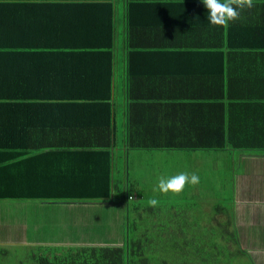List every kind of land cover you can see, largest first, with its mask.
<instances>
[{
  "label": "crops",
  "instance_id": "crops-1",
  "mask_svg": "<svg viewBox=\"0 0 264 264\" xmlns=\"http://www.w3.org/2000/svg\"><path fill=\"white\" fill-rule=\"evenodd\" d=\"M67 2L66 45L41 49L40 61L30 48L14 61L21 85L52 94L16 99L0 135V185L22 199H0V259H21V246L45 238L57 246L62 231L85 239L86 227L103 223L115 232L85 246L137 244L131 210L148 216L144 232L172 227L151 238L156 250L189 245L175 259H195L202 241L226 244L212 232L236 230L247 254L237 259L264 264V0L227 27L210 24L202 0ZM111 28L109 53L71 46L104 40ZM181 172L200 182L179 194L154 191L161 176ZM142 176L153 196L130 191ZM152 198L157 207L143 202ZM22 208H32L28 220Z\"/></svg>",
  "mask_w": 264,
  "mask_h": 264
},
{
  "label": "trees",
  "instance_id": "trees-1",
  "mask_svg": "<svg viewBox=\"0 0 264 264\" xmlns=\"http://www.w3.org/2000/svg\"><path fill=\"white\" fill-rule=\"evenodd\" d=\"M67 1L69 0H0V135L3 128L13 123L10 119H12L11 112H14L16 108V99L27 103L32 95H39L37 92H40V95L52 94L43 85H40V88L36 86L37 84L21 85V78L16 79L15 77L17 72L14 61L27 54L30 48L36 54L34 57H37L40 61L42 57L41 49L60 48L66 45V25H74V21L64 18V11L67 10L69 5ZM107 26L109 27V23ZM103 37L104 40L98 38L96 43L89 44L85 40L83 44L74 42L71 46L87 45L88 47L109 48V53L114 46V31L112 28L111 32H107ZM230 41L232 45L241 46L234 40ZM214 45L218 44L214 43ZM258 46H264V40ZM108 68H111L110 64ZM24 71L27 72L25 69L20 71L21 74ZM42 72L43 70L39 71V73ZM103 80L107 81L106 79ZM106 86V95L108 96L110 95L109 80ZM34 90L36 92H33ZM53 93L57 92L53 91ZM12 128L13 126L10 129ZM24 140L26 144H29L26 139ZM30 141L32 142V139ZM258 147L264 149L263 138ZM5 187L6 185H0V199L22 200L18 199L16 197L18 195H15L12 191L5 192ZM138 214L140 215L139 209ZM128 216L130 222L128 230H134L142 237L137 244L127 241V244L122 247L48 246L41 248L39 253H42L38 254L36 259H21L20 264H231V259H227L231 255L235 254L236 258L241 255L247 258V254L238 243V233L233 230L222 233L223 237L227 236V239H224L226 244L217 245L215 242L206 243V241H202L203 246L192 249L198 257H195V259H175L177 251L180 248L187 249L188 244L185 245L187 248H183L179 247L177 243H172V245H176V248L171 247L165 253L163 249L156 250V243H151V238L157 239L158 234H169L172 229L171 226L157 225L151 227L150 232H144L143 229L138 227H142V223L143 226L145 223L147 224L148 216L146 214L144 216L140 215L141 219H138L135 215L131 217V210H129ZM170 222H174L172 214L170 215ZM181 256L189 255L183 254ZM233 264H255V262L252 259H235Z\"/></svg>",
  "mask_w": 264,
  "mask_h": 264
},
{
  "label": "rangeland",
  "instance_id": "rangeland-1",
  "mask_svg": "<svg viewBox=\"0 0 264 264\" xmlns=\"http://www.w3.org/2000/svg\"><path fill=\"white\" fill-rule=\"evenodd\" d=\"M167 166H168V164L165 163V167H167ZM171 169L174 170L175 167L171 166ZM140 180L141 181L139 182L138 185H134V188L130 187V191L134 192V194H138V192H137L138 187L137 186H139L144 191L145 194L148 193L149 197L153 196L154 195L153 188L149 189V186H151V185L150 184H143L145 182L143 176L140 178ZM226 188L227 189L225 191H223L224 195H227L230 191V187L226 186ZM151 193L153 195H150ZM148 201H149L148 199L143 200V202H145V203H148ZM230 201H231V199L218 200V201H216V205L213 206V208L216 209L218 206L228 205ZM133 202L138 203L140 201L134 200ZM34 203L36 204V202H34ZM14 212H15V214H17L16 210H14ZM31 212H32V208H22L20 210V212H18V213H19L22 220H28V218L31 215ZM99 219H100L99 220L100 223L98 224V227L105 221L106 216L101 215ZM53 222H55V221H52L51 223H53ZM64 226L66 229H70V226H68L66 224ZM131 226H133V225L131 224ZM114 227H115V225H113V226L110 225V227L107 228L106 224H104V223H103V225H101L99 228H97L95 230H92L89 227H86L88 229L85 228L82 233L93 236V237L89 236V237L85 238L86 240L85 239H77L78 238L77 236H76L77 237L76 238L75 236H72L71 233H67V232L62 231V233H60L61 235L59 237H56L55 239H52L51 242H57L58 243L57 246H62V247H65V246H85V245H87L88 240H90V242H92V243H95L97 240V237L101 236L102 234H103V236H105L107 233L115 232ZM138 228L149 229L148 226L138 227ZM222 233L223 232H221V231H214L211 234H214L218 238H222L223 237ZM45 237H47V235ZM111 237H113V236L111 235ZM45 239H42V243H39V244L35 243V241H34L33 243H30L26 246H21V250H20L21 259H36L38 254L42 253V252L39 253L41 248L51 246L50 240L49 239L45 240ZM36 240H38V239H36ZM14 253H15V257H17L19 254L18 248L14 249ZM21 259H6V258L0 259V264H20ZM227 259H231L230 262H231V264H233L235 262V259H237V258H236V255L234 254V255L229 256Z\"/></svg>",
  "mask_w": 264,
  "mask_h": 264
},
{
  "label": "clouds",
  "instance_id": "clouds-1",
  "mask_svg": "<svg viewBox=\"0 0 264 264\" xmlns=\"http://www.w3.org/2000/svg\"><path fill=\"white\" fill-rule=\"evenodd\" d=\"M203 5L208 10V20L214 26L227 27L230 22L240 18L241 12L255 6L254 0H202ZM200 182L197 174L189 175L181 172L171 177L161 176L157 188L154 191L167 194L169 192L179 194L184 191L186 185L193 186ZM130 198V197H129ZM159 201L152 198L148 201L150 207H157Z\"/></svg>",
  "mask_w": 264,
  "mask_h": 264
}]
</instances>
